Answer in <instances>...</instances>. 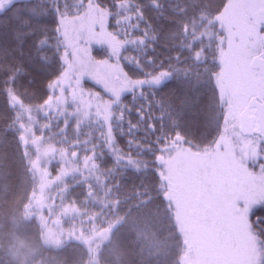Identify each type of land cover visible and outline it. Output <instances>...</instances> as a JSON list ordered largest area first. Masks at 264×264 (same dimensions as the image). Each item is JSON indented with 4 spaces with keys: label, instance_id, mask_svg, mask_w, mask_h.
I'll return each instance as SVG.
<instances>
[{
    "label": "snow or ice",
    "instance_id": "snow-or-ice-1",
    "mask_svg": "<svg viewBox=\"0 0 264 264\" xmlns=\"http://www.w3.org/2000/svg\"><path fill=\"white\" fill-rule=\"evenodd\" d=\"M169 13L188 19L180 26L175 54L161 58L157 49L162 35L165 41L174 42L178 37L175 29L162 33L158 23L167 19ZM105 19L115 25L110 32L113 39L123 44L108 62L115 63L123 57L128 64H134L138 75H130L121 67L125 79L108 89L112 102L104 109L101 139L92 144L91 150L85 149V165L92 160V168L98 166L96 149L103 144L100 157L104 150L110 154L113 162L110 172L117 177L151 173L157 178L155 191L159 194L176 149L195 142L201 117L205 127H215L217 132H223L228 123L225 105H202L199 86L207 60H202L201 54L207 49L196 47L192 40L194 33L188 30V24L193 17L188 16L187 7L173 6L171 0H0V98L9 113L5 129L0 132V146L4 145L5 136L12 133L27 157L28 144L43 139L45 133H49L50 140L54 135L67 139L69 121L56 117L63 118L66 112L74 116L79 111V107L68 108L66 92L71 87L70 73L74 70L72 41L84 30L86 21L102 23ZM5 37L16 42L19 59L18 64L9 63L7 70L5 62L12 53L2 44ZM129 44L139 46L138 55H125L124 49ZM36 72L42 74L39 84ZM208 75L211 78L213 73ZM115 79L119 82L120 76ZM170 88L173 89L170 94L161 95ZM25 97H31L30 102ZM218 99V95L214 97ZM87 107L91 109V104ZM97 114H101L99 107ZM83 117L89 118V113L84 112ZM53 121L59 125L55 132ZM81 123L82 120L77 121L73 126L77 133ZM36 124L40 126L39 134ZM80 143L77 139L74 146ZM83 143H88L87 136ZM78 154L73 151L72 156ZM121 184V179L114 178L112 187L119 192ZM133 198L136 203L129 207V212L133 206L149 212L154 200L152 190L141 183L126 200ZM161 198L166 199L167 193ZM115 203L118 209L119 197ZM257 224H264L259 216Z\"/></svg>",
    "mask_w": 264,
    "mask_h": 264
},
{
    "label": "trees",
    "instance_id": "trees-1",
    "mask_svg": "<svg viewBox=\"0 0 264 264\" xmlns=\"http://www.w3.org/2000/svg\"><path fill=\"white\" fill-rule=\"evenodd\" d=\"M173 6L187 7L188 16L193 17L188 24V30L193 32L192 40L196 47L207 49L201 54L202 60L206 58L207 64L202 69L200 79V93L202 105L207 107L210 99L207 93H213L212 77L219 66L214 55L217 47L216 35L218 29L209 24L213 16L221 15L226 6V0H171ZM188 17L169 13L168 18L160 23L162 33L175 29L178 33L176 41H165L163 35L157 55L166 58L174 55L176 45L179 44L180 26ZM110 30L115 25L110 21ZM121 35V33H117ZM3 46L12 54L5 62L4 70L8 64H18L19 59L15 52L16 42L5 37ZM139 46L129 44L124 49L125 55L132 57L138 55ZM71 51V49H70ZM95 57H106V51L95 50ZM121 67L130 75H138L134 71V64H128L121 57ZM37 83L42 74L34 73ZM207 79L210 85H207ZM207 85V86H206ZM173 91L169 89L161 95H168ZM31 97H25L30 102ZM208 102H207V101ZM35 115V113H34ZM9 113L4 109L3 99L0 98V132L4 131L8 122ZM43 117H41V120ZM57 120L67 119L57 116ZM67 128V139L53 136L49 133L43 139H37L35 144L27 146L28 155L18 147V141L12 133L5 136V143L0 146V264H186L184 260L187 252V240L177 225L175 206L170 194V184L166 181L155 191L157 178L151 173L137 177L131 173L124 177H117L114 172L110 154L104 150L101 158L100 152L103 144L96 149V168H92V160L85 165L87 153L92 144L100 140L99 132L104 124L93 119L80 125L79 133L74 129L77 119H70ZM198 125L199 134H212V127L203 125V117ZM34 123V121H28ZM115 124V120H113ZM59 127L53 121V132ZM37 134L40 126L35 125ZM85 136L88 143H83ZM209 137L203 143H194L201 150L206 146ZM33 138L30 136L29 140ZM79 139L81 143L74 146ZM123 146V140L120 141ZM52 149L54 156L45 163V168L51 172L52 179L57 182L51 191L40 194L39 180L35 172V163L39 162L41 155ZM73 151L79 154L72 156ZM44 160V159H43ZM114 178L122 180L121 188L117 192L113 187ZM141 183L146 189L152 190L154 197L149 212L137 210L134 206L131 212L129 207L136 203L133 198L126 200L133 189ZM167 193L163 199L162 194ZM88 193H91L88 195ZM119 197L121 203L116 207ZM264 215V212L261 214ZM46 231L54 232L59 237L58 246L44 245L43 239ZM111 232L106 242H100L99 236Z\"/></svg>",
    "mask_w": 264,
    "mask_h": 264
},
{
    "label": "rangeland",
    "instance_id": "rangeland-1",
    "mask_svg": "<svg viewBox=\"0 0 264 264\" xmlns=\"http://www.w3.org/2000/svg\"><path fill=\"white\" fill-rule=\"evenodd\" d=\"M109 24L106 19L102 23L86 21L79 37L73 38L70 49L74 70L66 92L68 108L79 107V111L74 116L66 112L67 120L76 118L83 123L93 119L104 124V109L112 102L108 89L125 79L119 59L108 62L114 59L118 47L123 48L110 34ZM209 24L218 29L216 35L212 30L208 35L216 38L219 69L212 76V83L207 79V85L211 83L214 88L207 98L213 105L231 101L235 108L228 114L232 106H227L228 123L223 133L212 127V134H203L204 139L201 134L195 135L196 144L209 137L207 145L201 150L194 143L181 146L170 162L166 181L170 184L177 225L187 240L184 262L264 264V238L254 221L255 214L264 210V140L242 138L240 127V115L263 86L252 63L256 57L264 60V0H226L221 15L213 16ZM97 49L106 51V57L96 59ZM116 76H120L119 82ZM217 95L218 101L214 100ZM97 107L101 114H97ZM84 112L89 113V118L83 117ZM223 134L224 139L220 136ZM234 136L239 138L236 143L231 138ZM53 153L52 149L47 150L34 165L40 194L47 195L57 182L44 166ZM110 233L101 234L100 242H106ZM59 240L54 232L46 231L43 242L58 246Z\"/></svg>",
    "mask_w": 264,
    "mask_h": 264
},
{
    "label": "flooded vegetation",
    "instance_id": "flooded-vegetation-1",
    "mask_svg": "<svg viewBox=\"0 0 264 264\" xmlns=\"http://www.w3.org/2000/svg\"><path fill=\"white\" fill-rule=\"evenodd\" d=\"M213 51H214V55H215V50H213ZM256 58H260V57H256ZM253 68L255 70H257L259 72V74L261 75V78L263 81V86H262V89L260 92H259V90L257 91V93L255 92V95H257L256 96L257 98L256 97L252 98L248 102L247 109L245 108L246 109L245 112L242 115H240V118H241V121H240L241 137L242 138L252 137V139L253 138L259 139L260 138V140L261 139L264 140V133L261 130V122H260V117L258 116V106H257V103L260 105L264 104V78H263V75L261 74L260 70H258V68L256 66L253 65ZM253 102H254V104H252ZM228 105L232 106V109L229 110L228 114H231L232 112H234V108H235L234 104L231 103V101H230V103L227 102V104L225 105V108L223 109V111L226 112V115H227V106ZM244 119H246V121H247L246 128L250 129V133L248 135H244V127H243ZM226 125L227 124H225L224 126H226ZM224 126H223V128H224ZM235 130L238 131V128L236 129V127H235ZM218 133L221 134V132H218ZM226 133H228V129L226 130ZM220 136L222 139H224V137H223L224 134L220 135ZM238 136L231 137L235 143L238 142V140H239ZM263 212H264V210L261 212L258 211L255 214L256 217L254 218V221H255L256 227L258 228L259 231H261L262 236L264 238V224H259V225L257 224V217L258 216L260 217L261 220H264V215L263 216L261 215V213H263Z\"/></svg>",
    "mask_w": 264,
    "mask_h": 264
},
{
    "label": "water",
    "instance_id": "water-1",
    "mask_svg": "<svg viewBox=\"0 0 264 264\" xmlns=\"http://www.w3.org/2000/svg\"><path fill=\"white\" fill-rule=\"evenodd\" d=\"M253 64L260 70L261 74L264 77V60L260 58H256ZM252 104H254V102ZM257 106H258V116L260 117V122H261V130L264 133V104L260 105L257 103ZM246 124L247 121L246 119H244V124H243L244 135H248L250 133V129L246 128Z\"/></svg>",
    "mask_w": 264,
    "mask_h": 264
}]
</instances>
